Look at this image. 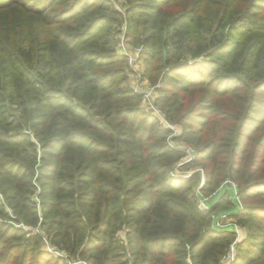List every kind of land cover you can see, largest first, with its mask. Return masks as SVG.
<instances>
[{"label": "trees", "instance_id": "trees-1", "mask_svg": "<svg viewBox=\"0 0 264 264\" xmlns=\"http://www.w3.org/2000/svg\"><path fill=\"white\" fill-rule=\"evenodd\" d=\"M129 3L127 35L177 136L127 83L110 2L0 0V264H67L44 237L87 264H221L232 246L231 264H264V0ZM173 141L204 170L198 191V173L173 174ZM226 180L237 199L200 209ZM237 200L234 244L212 216Z\"/></svg>", "mask_w": 264, "mask_h": 264}, {"label": "rangeland", "instance_id": "rangeland-1", "mask_svg": "<svg viewBox=\"0 0 264 264\" xmlns=\"http://www.w3.org/2000/svg\"><path fill=\"white\" fill-rule=\"evenodd\" d=\"M103 1L110 2L111 5H112V7L120 14L119 17L117 18L118 21H116V24H114L113 25V28H112L114 30V35L117 34L118 32L120 33L121 28L128 26V17L129 16L127 15V9H128V11L130 9V3H129L130 0H103ZM125 37H126V42L129 45L134 46V47L135 46H142L143 47V51L145 50V46L142 45V43L139 44V45H135L133 43L132 39L129 38V36L127 35V32L125 34ZM114 39H115V46L117 48L118 47V44H119V39H116V37ZM143 59H144V56H143ZM129 72L130 71L127 72V78L130 75ZM141 73L139 71L134 72V74H135L134 75L135 76V79L133 78L134 79V82H135V80L137 82V80L139 79V76L138 75H140ZM147 82H148V80H147ZM156 87H157L156 88V93H157V96H158V91L157 90L161 87V83L159 82L156 85ZM140 104H142V106L145 105L144 102L142 103V101L140 102ZM143 108H144L145 111L149 112L147 109H145L144 106H143ZM155 118L159 121V123L161 125H164V122H163L162 119H160L158 117H155ZM165 126L167 128H169L172 125L170 123H167V124L165 123ZM169 129L172 130V127L169 128ZM178 131H180V129H178ZM172 144L175 147H177L179 150L180 149L184 150V154H185V156L183 158H180V160L177 161L176 164L174 165V167H173V174H175L176 177L185 176L184 178H189L190 176L194 175L195 173H198L199 174V179H197L195 185L197 184V187L200 186V189H201L204 186V183H205V173H204V170L201 167L195 166V165L189 166V167L185 166L186 164L192 163V161H194V160H190L189 159V157H190V151L185 152V150L188 147H191V146L188 145V144H186V143H184L183 141H173ZM186 175H189V177H187ZM221 186H219V187H221ZM218 189L219 188H217L215 191H218ZM235 191H236V188L235 189H232V195H233V197H234V194L233 193ZM39 193H40V189H38L37 191L36 190L35 191L33 190L32 195H31V200L36 202L37 209L40 211V214H41V211H42V204L41 203H42L43 200L41 198H39V196H38ZM220 197L221 196H219V198ZM235 198H236V196H235ZM211 202H216V197L212 198L211 199ZM229 203H230L229 205H232L231 202H229ZM233 210H234V207L233 208L231 207L229 209L227 208L225 210L218 211L215 215H216L217 218H222V216H226V213L233 212ZM223 214H225V215H223ZM218 222L220 223V222H222V220L219 219ZM222 223L226 224V226L231 225V224L232 225H236L235 223H232V221H230V220L227 221L226 219ZM20 226L23 227L22 225H20ZM20 226L18 225L17 227H20ZM215 229H220V228L219 227H215ZM34 232L35 233L40 232V229H39L38 226L35 227ZM128 232H129V229L127 227H123L121 230L117 231V234H116L117 237L124 244L125 243L127 244V239H128L127 238V235H128ZM40 233L43 234V235H45L44 232H42V231ZM245 236H246L245 230L244 229L240 230V232H239V238L242 239V237H245ZM238 242L241 243L242 240L239 239ZM51 243L52 242L47 237H44V241H43V245H42L43 248L42 249L43 250H46V251H48L50 253H52L53 254V257L55 259H57V258L63 259V260H65V262L67 264H87V261H86L85 258H81L80 256H77V255L73 257L67 251H65L62 248L58 247L57 245H55L53 243L51 244ZM53 249H55V250H53ZM56 251L58 252L57 254L55 253ZM235 251H236V249H235ZM235 251H234V259H233V262H235V259H236V257H235V255H236ZM124 257H126V260H128V261H130V259H131L128 255L126 256V254H125Z\"/></svg>", "mask_w": 264, "mask_h": 264}, {"label": "built area", "instance_id": "built-area-1", "mask_svg": "<svg viewBox=\"0 0 264 264\" xmlns=\"http://www.w3.org/2000/svg\"><path fill=\"white\" fill-rule=\"evenodd\" d=\"M127 31V26L121 28L120 33L118 32L116 34V39H119V44H118V52H120V55H123L126 57L127 59V72L130 71V75L134 74V72H137V70L134 69L133 63H137L139 61V59L141 57H143V47L142 46H131L126 42V34ZM119 34V35H118ZM119 37V38H118ZM135 75V74H134ZM139 76V79L137 80V82L135 83V85L132 87L133 91L135 93H138L141 96V101L142 103L144 102L145 105H143L145 107V109H147L154 117H158L160 119L163 120L164 122V126L165 123L167 124V122L164 120L163 118V114L162 112L159 110V108H157V106L155 105V100L157 98V93H156V86H152L150 85L147 81H145L143 79V75L142 73ZM142 106V108H143ZM144 109V108H143ZM166 127V126H165ZM172 127V130L169 129ZM167 128V127H166ZM168 129L172 131L171 136H177L180 134L181 131H178V129H180L179 127L176 126H170ZM180 151L183 152L184 154V150L180 149ZM190 151V160H193L194 158V153L191 147H188L185 152ZM185 156V154L183 155V157ZM182 157V158H183ZM187 177H189V175H186ZM183 178L185 176H182ZM235 184L230 181V180H226L223 182V185L221 187H219L218 191H215L214 193H212L209 197H207L206 199L204 198H198V206L200 209H207V207L205 206V200L207 199H212L214 197L217 198V196L222 193V192H230V199L231 201H235L237 199V193L236 191L233 193L234 197L232 195V189H235ZM200 189V186L197 187V191ZM220 192V193H219ZM219 193V194H218ZM236 196V198H235ZM235 207L237 208L239 201L237 200V202H235ZM227 217L226 216H222V218H217L215 215L212 216V227H223L224 224L222 222L225 221ZM221 219L222 222H218V220ZM55 250V249H53ZM56 254L58 253L57 251L55 252ZM234 259V247L232 246L230 251L222 258V262L221 264H231L233 262Z\"/></svg>", "mask_w": 264, "mask_h": 264}, {"label": "crops", "instance_id": "crops-1", "mask_svg": "<svg viewBox=\"0 0 264 264\" xmlns=\"http://www.w3.org/2000/svg\"><path fill=\"white\" fill-rule=\"evenodd\" d=\"M116 51H117L118 54H120V52H118V47L116 48ZM133 66H134V69L135 70L139 71L140 73L142 72V75H143V72H144V69H145V60L143 59V57H141L137 63L134 62L133 63ZM133 78L135 79L134 74L129 75L128 78H127V82L129 84V86H131V87H133L135 85V83H136V80L134 82V79ZM143 79L145 81H147L144 77H143ZM140 105L142 107V104H140ZM217 201L218 200L216 199V202ZM210 202H211L210 199L205 200V206L207 207V209L213 207L216 204V202H211V203ZM234 205H236V204L235 203L233 204V207L236 210V207ZM231 213L233 214V212L226 213V217H227L226 220L227 221L228 220H230V221L233 220L231 218L232 217L231 216ZM223 215H225V214H223ZM232 223H233V221H232ZM219 228L220 229H215V228L214 229L217 230V231H221V232L222 231L232 232V233H234L236 235V241H235L234 244H236V242H238L239 239L240 240H243L244 239V237H242V239L239 238V232H240L241 228L238 225H232L231 224V225L226 226V224H224L223 227H219Z\"/></svg>", "mask_w": 264, "mask_h": 264}]
</instances>
